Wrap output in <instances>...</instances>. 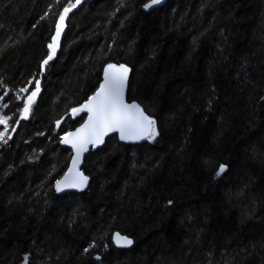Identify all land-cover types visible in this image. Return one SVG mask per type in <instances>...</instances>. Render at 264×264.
Returning a JSON list of instances; mask_svg holds the SVG:
<instances>
[{
	"label": "trees",
	"instance_id": "16d2710c",
	"mask_svg": "<svg viewBox=\"0 0 264 264\" xmlns=\"http://www.w3.org/2000/svg\"><path fill=\"white\" fill-rule=\"evenodd\" d=\"M147 1L82 0L41 72L70 0H0V115L19 120L0 143V264H264V0ZM109 63L129 68L127 99L158 135L108 136L86 187L59 193L60 137L85 117L70 110ZM37 79L21 119L16 96ZM114 231L133 244L114 247Z\"/></svg>",
	"mask_w": 264,
	"mask_h": 264
},
{
	"label": "snow or ice",
	"instance_id": "6c2138e0",
	"mask_svg": "<svg viewBox=\"0 0 264 264\" xmlns=\"http://www.w3.org/2000/svg\"><path fill=\"white\" fill-rule=\"evenodd\" d=\"M81 0H71L68 5L63 8L58 20L55 24V33L51 37V42L47 44L48 54L41 61L40 71H45V66L56 55V50L59 45V38L64 29V21L67 14L72 8L80 4ZM160 3V0H149L143 4L145 9L152 5ZM47 15V13H45ZM35 27V25H33ZM129 68L124 64H106L104 66L103 81L100 83L96 91L88 97V99L79 107L72 108L70 111L73 116L82 111H87L88 117L80 127L74 132H66L60 137L62 144L71 146L75 155L72 157V163L64 175L55 180V190L61 192L65 188L83 189L88 183V176L84 175L77 165L80 162L81 154L88 150V146L96 147L104 142V137L110 132H118L119 138L122 141L148 139L152 140L158 135L156 121L145 114V111L137 103L128 104L124 99L125 82L128 79ZM35 84V88L28 91L26 87L19 89V93H27L23 97L16 96V100L21 101L23 107L19 108L21 119H27L32 105L36 100L37 94L41 90V81H29V84ZM2 87V85H0ZM264 99V97H262ZM7 107V105H4ZM12 117L0 115V125H4V131H0V143H7L6 133L8 132L9 120ZM19 123V120L16 121ZM57 125L60 121H56ZM15 127L12 131H15ZM43 135V133H41ZM10 138V137H9ZM225 171V165L221 164L216 171V175L220 176ZM168 205H172L173 201L168 200ZM71 226V224L69 225ZM113 239L118 243V246H129L133 241L126 236L122 237L119 233L113 234ZM122 242V243H121ZM96 246L95 241L88 244L83 249L84 253H89L90 249ZM99 259V257H97ZM25 264H28L30 257L25 255L23 258Z\"/></svg>",
	"mask_w": 264,
	"mask_h": 264
},
{
	"label": "water",
	"instance_id": "95a60500",
	"mask_svg": "<svg viewBox=\"0 0 264 264\" xmlns=\"http://www.w3.org/2000/svg\"><path fill=\"white\" fill-rule=\"evenodd\" d=\"M165 1H166V0H160V3L155 4V5H152V6L149 7L148 9H145V8L143 7V9H144L145 11H150V10H152V9H154V8H157V7L161 6ZM81 2H82V0H81ZM81 2H80V4L76 5L75 8H72L70 12L76 10V9L81 5ZM148 2H149V0H148L146 3H148ZM74 3H75V2H74ZM144 4H145V3H144ZM67 15H68V14H67ZM66 19H67V16L65 17V21H64V29H63V31L61 32V36H60V38H59V45H58V47H57L56 53H57L58 50H59L60 43H61V40H62L63 35H64ZM54 33H55V29H54L52 35H54ZM51 37H52V36H51ZM50 42H51V40H50ZM103 74H104V72H103ZM103 74H102L101 80H100V82H99L97 88L99 87L100 83L103 81ZM128 81H129V73H128V79H127V81L125 82V88H124V99H125V102L128 103V104H131V103H137V104H139L138 102H136V101H134V100L129 101V100L127 99ZM97 88H96V89H97ZM96 89H95V91H96ZM95 91H93V93H94ZM93 93H92V94H93ZM92 94H91V95H92ZM91 95H90V96H91ZM87 99H88V98H87ZM87 99H86V100H87ZM86 100H85V101H86ZM85 101H84V102H85ZM139 105H140V104H139ZM141 108H142V107H141ZM142 109H143V108H142ZM143 110H144V109H143ZM82 112L85 114V117H84V119L82 120V122H81L79 125H77L75 128L71 129V130L68 131V132H74L75 129L78 128V127H80V125L83 124L84 121L87 119V117H88L87 111L85 110V111H82ZM145 114H146V113H145ZM113 134H116L117 137L119 138V133L113 131V132L108 133V134L104 137V142H105V139H106L108 136L113 135ZM119 139H120V138H119ZM140 140H143V139H140ZM140 140H128V141H140ZM104 142H103L102 144L97 145L96 147H92L91 145H89V146H88V150L81 154L80 162H79V164L77 165V167L79 168V170H80L83 174H84V172H83L82 166H83V163H84V159H85V157L87 156V154L89 153V151H90L91 149H97V148H100V147L104 144ZM64 145H65L68 149H70V153H71V155H70L69 162H68V165H67L65 171L63 172V174H62L59 178H61V177L64 175V173L68 170V167H69V166L71 165V163H72V157L75 155V153L73 152V150H72V148H71L70 145H68V144H64ZM84 175H85V174H84ZM59 178H58V179H59ZM86 185H87V184H86ZM86 185H85V187H86ZM85 187H84V188H85ZM84 188H83V189H84ZM83 189L65 188V189H62V191L59 192V193L68 192V191H81V190H83ZM115 233H119L120 236H122V237L126 236L127 238H129V239H131V240L133 241V239H132L131 237H129V236L123 234V233H120L119 231H114V232H112V234H111V242H112V244H113L114 247H117V248H128V247H130V246L133 244V243H132V244L129 245V246H118V243L113 239V234H115ZM121 243H122V242H121Z\"/></svg>",
	"mask_w": 264,
	"mask_h": 264
},
{
	"label": "rangeland",
	"instance_id": "374dc122",
	"mask_svg": "<svg viewBox=\"0 0 264 264\" xmlns=\"http://www.w3.org/2000/svg\"><path fill=\"white\" fill-rule=\"evenodd\" d=\"M17 123H15L14 125L11 126V124H8V132L6 133V135H10L13 131L12 128L15 127L16 128ZM0 131H4V125H0Z\"/></svg>",
	"mask_w": 264,
	"mask_h": 264
},
{
	"label": "bare ground",
	"instance_id": "6f19581e",
	"mask_svg": "<svg viewBox=\"0 0 264 264\" xmlns=\"http://www.w3.org/2000/svg\"><path fill=\"white\" fill-rule=\"evenodd\" d=\"M164 3H165V2H164ZM164 3H163V4H164ZM163 4H162V5H163Z\"/></svg>",
	"mask_w": 264,
	"mask_h": 264
}]
</instances>
